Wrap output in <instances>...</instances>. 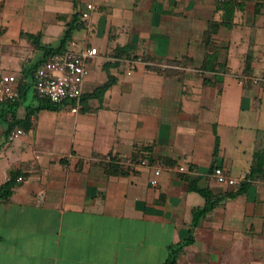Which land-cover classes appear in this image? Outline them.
I'll return each instance as SVG.
<instances>
[{
	"label": "crops",
	"instance_id": "crops-1",
	"mask_svg": "<svg viewBox=\"0 0 264 264\" xmlns=\"http://www.w3.org/2000/svg\"><path fill=\"white\" fill-rule=\"evenodd\" d=\"M75 18L66 48L99 50L82 109L41 108L35 72ZM3 73L21 97L0 102V189L17 177L0 264H164L185 241L176 264H264V0H0ZM198 189L221 201L205 211Z\"/></svg>",
	"mask_w": 264,
	"mask_h": 264
},
{
	"label": "built area",
	"instance_id": "built-area-1",
	"mask_svg": "<svg viewBox=\"0 0 264 264\" xmlns=\"http://www.w3.org/2000/svg\"><path fill=\"white\" fill-rule=\"evenodd\" d=\"M95 9L94 3H88L86 9L82 11V17L88 21L89 26V20ZM98 53L99 50L96 46L86 45L80 48L78 43L73 40L66 50L49 55L35 72V88L38 96L57 104H70L71 111L78 113L82 109L84 83L91 73L89 62L96 58ZM134 65L135 63H133ZM247 80L248 78L245 77L241 82L245 83ZM17 81L18 78L14 74H1L0 102H17L20 99L21 94L16 86ZM252 81L259 84L264 81V75L260 78H252ZM22 134H24V130L17 128L12 132L11 139ZM175 168L182 172L187 170L184 166ZM163 170L164 166H155L151 181L153 186L159 185ZM214 175L219 183L234 187L240 186L245 178V176H232L230 171L224 167H216ZM20 179L22 180L23 177Z\"/></svg>",
	"mask_w": 264,
	"mask_h": 264
},
{
	"label": "trees",
	"instance_id": "trees-1",
	"mask_svg": "<svg viewBox=\"0 0 264 264\" xmlns=\"http://www.w3.org/2000/svg\"><path fill=\"white\" fill-rule=\"evenodd\" d=\"M231 19L232 16L229 15L228 19H225L223 22L224 25L227 26H231ZM81 24L78 23V18L74 19V22L71 23L68 28L66 29L62 39H61V43L57 48H46V53H47V57L51 54H54L56 52H62L64 50H66L67 48V44L68 42L71 40L74 32L81 28ZM218 25L216 24H211L210 27L211 29L206 31V40L209 41L212 32L215 30V28ZM29 37L31 39H35V41H38L39 36H34V35H29ZM39 42V41H38ZM37 43V42H36ZM120 52H124L125 50L119 49ZM119 54V53H118ZM178 64H180L181 62H177ZM215 66H216V53H212L206 56L205 58V62H204V70H215ZM115 82V79L113 76H110L108 81L106 83H104L102 86H100L99 88H97L94 92H92L91 94L87 95L84 99L87 98H92V97H101L104 95V93L106 92V90ZM43 99V98H42ZM41 108L44 109H52V110H56L59 108V105L57 103L51 102L49 100L43 99L42 103H41ZM217 150L219 148V142H217V146H216ZM215 171V170H214ZM17 180V177H13L9 182H7L6 184H4L2 186V188L0 189V198H7L12 194V188L15 185ZM198 191L200 193H202V195H204V197L206 198L207 201V205L204 208L205 211L207 210H211L214 209L216 207V205H218V203L221 201L220 198H216L214 196V194H212V192H210L209 190H204V189H198ZM243 190L240 189L238 191L242 192ZM188 241L185 242H181L179 244H175L172 245L170 247V255L169 258L167 259V261L164 264H176L177 259L179 257V255L181 254L183 247L185 244H187Z\"/></svg>",
	"mask_w": 264,
	"mask_h": 264
}]
</instances>
